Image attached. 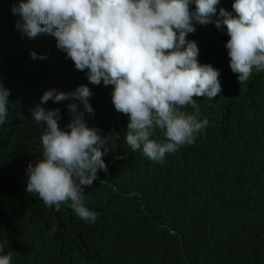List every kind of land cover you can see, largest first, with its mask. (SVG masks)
Wrapping results in <instances>:
<instances>
[{
  "label": "trees",
  "instance_id": "1",
  "mask_svg": "<svg viewBox=\"0 0 264 264\" xmlns=\"http://www.w3.org/2000/svg\"><path fill=\"white\" fill-rule=\"evenodd\" d=\"M8 1L0 0V11ZM232 2L219 6L231 11ZM14 24L13 15L0 12V80L10 90L0 126V255L11 253L10 264H264V70L239 83L225 32L209 23L187 37L197 42L200 62L220 70L221 92L212 101L194 97L208 125L193 143L152 161L124 142L128 115L115 110L112 86L90 84L87 70H74L54 43L39 50L38 39H21ZM5 49L18 58L14 67L2 57ZM31 50L48 58L33 60ZM79 84L93 93L95 114L85 120L106 136L108 151L107 171L85 186L83 203L99 213L92 224L70 202L56 211L25 191V169L43 151L44 124L30 109L45 90ZM67 103L44 106L59 107L64 124ZM163 131L154 129L151 138L166 142Z\"/></svg>",
  "mask_w": 264,
  "mask_h": 264
},
{
  "label": "clouds",
  "instance_id": "2",
  "mask_svg": "<svg viewBox=\"0 0 264 264\" xmlns=\"http://www.w3.org/2000/svg\"><path fill=\"white\" fill-rule=\"evenodd\" d=\"M221 0H9L3 15H13L21 39H38L39 50L55 44L66 53L74 70L90 84L112 86L116 111L128 115L124 142L134 152L152 161H161L177 146L191 144L208 125L199 118L194 97L212 101L221 92L220 70L201 63L199 47L188 35L197 25L212 23L229 37V67L237 81H246L253 69L264 70V0H233L231 11L219 6ZM194 6V7H192ZM6 62L19 60L4 50ZM33 60L47 54L31 50ZM88 84L74 90L43 92L30 109L31 118L44 124L40 136L42 156L26 169L25 191L38 195L46 206L70 202L74 214L86 223H95L99 213L83 203L85 186L107 171L102 156L105 137L90 127L85 113L94 115ZM10 90L0 80V126L7 122ZM68 101V122L61 124V109L46 108ZM191 105L195 111H183ZM82 106V109L80 107ZM161 129L166 142L152 139ZM11 253L0 255V264H10Z\"/></svg>",
  "mask_w": 264,
  "mask_h": 264
}]
</instances>
